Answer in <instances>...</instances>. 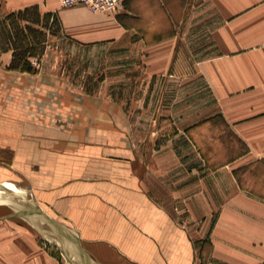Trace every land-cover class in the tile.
I'll list each match as a JSON object with an SVG mask.
<instances>
[{
	"label": "crops",
	"instance_id": "crops-1",
	"mask_svg": "<svg viewBox=\"0 0 264 264\" xmlns=\"http://www.w3.org/2000/svg\"><path fill=\"white\" fill-rule=\"evenodd\" d=\"M28 10L80 50L139 56L138 78L167 104L193 80L209 100L185 110L160 144L162 164H145L176 204L172 214L144 183L121 105L53 75L9 70L11 48L0 51V206L26 213L0 207L12 233L0 238V264H264V0H120L100 12L0 0L2 14ZM135 115L139 124L143 109ZM226 137L242 150L224 159L203 150L231 146ZM16 192L23 204L2 199Z\"/></svg>",
	"mask_w": 264,
	"mask_h": 264
},
{
	"label": "rangeland",
	"instance_id": "rangeland-1",
	"mask_svg": "<svg viewBox=\"0 0 264 264\" xmlns=\"http://www.w3.org/2000/svg\"><path fill=\"white\" fill-rule=\"evenodd\" d=\"M25 17L30 19L28 20L31 24L26 22ZM34 21L37 22L33 10L9 15L0 13V51L11 48L8 69L32 74L53 75L66 85L89 92L94 96L106 97L121 105L128 114L129 135L134 151H136L138 159L144 162V183L149 187L152 198L160 205H166L173 214L176 204L167 201L165 186L160 180H151L145 164L153 157V162L159 161L161 165L167 156V150L161 148L160 144L164 143L163 141L168 138L167 135L176 129L175 125L182 126L184 123L182 121L183 113L189 109L192 111L198 109L208 102V97L198 98V83H193V80L190 86L185 85L184 89H182L183 85H179L180 89L176 99L167 104L165 100L157 99L158 94L153 93L152 95V83L150 81L145 83L144 75L138 78L140 73L142 74L139 56L134 54L122 57L111 56L101 50H80L70 41L52 35L56 30L54 26L46 28L36 25ZM184 55L187 54L184 53ZM128 61L137 62V66L125 65V62ZM160 87L161 85H157V88ZM173 87L170 85L169 90H173ZM195 91L196 93H194ZM188 92H191V95H188ZM158 106L164 109L162 113H166V110L170 109L171 116L160 115L157 117L154 115L156 109H153ZM142 109L143 115L137 119L139 124L135 123L137 118L135 112H140ZM189 118L194 120L195 116L192 114ZM189 118L187 117V119ZM152 123H156L158 126L157 131L152 130ZM226 139L231 141L229 142L231 146L219 150L210 148L203 150L207 154L209 152L211 157L219 159L230 157L242 150L240 142H236L234 138L226 137ZM180 150V148L176 149L178 156L181 155ZM3 198L5 202L11 204L14 201L24 203L20 193L17 192L10 195L4 194ZM0 207L4 209L2 214L11 213L7 206ZM177 215L175 213V219L181 222V216ZM11 217V219H19L16 216ZM10 232L7 224L0 221V238L12 234ZM36 237L40 247L46 246L49 249H55L52 245L45 243L39 234H36ZM202 262H204L202 259H196L193 264H202Z\"/></svg>",
	"mask_w": 264,
	"mask_h": 264
},
{
	"label": "built area",
	"instance_id": "built-area-1",
	"mask_svg": "<svg viewBox=\"0 0 264 264\" xmlns=\"http://www.w3.org/2000/svg\"><path fill=\"white\" fill-rule=\"evenodd\" d=\"M60 6L71 7L82 5L93 12L110 11L115 9L120 0H58Z\"/></svg>",
	"mask_w": 264,
	"mask_h": 264
},
{
	"label": "water",
	"instance_id": "water-1",
	"mask_svg": "<svg viewBox=\"0 0 264 264\" xmlns=\"http://www.w3.org/2000/svg\"><path fill=\"white\" fill-rule=\"evenodd\" d=\"M31 209H32V212L35 211L37 214H39L44 219H46L49 223H51L54 227H56L58 229V232L60 234H62V235H69L70 238H71V240L74 241V243L76 244V247L78 248V251L80 253H83L81 247L79 246V243H78V240H77V236L73 232H71L70 230L66 229L61 224L57 223L54 219H52L49 215H47L39 207L34 206ZM25 214L26 213L20 212V211L17 210V211L12 212L10 215H25Z\"/></svg>",
	"mask_w": 264,
	"mask_h": 264
}]
</instances>
